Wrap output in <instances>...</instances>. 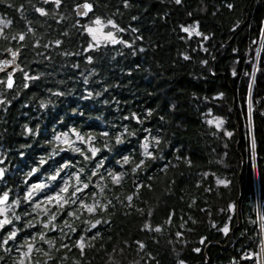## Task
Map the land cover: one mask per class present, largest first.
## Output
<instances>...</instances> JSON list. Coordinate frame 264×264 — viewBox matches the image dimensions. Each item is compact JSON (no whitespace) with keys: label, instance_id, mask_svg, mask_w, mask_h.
Segmentation results:
<instances>
[{"label":"trees","instance_id":"obj_1","mask_svg":"<svg viewBox=\"0 0 264 264\" xmlns=\"http://www.w3.org/2000/svg\"><path fill=\"white\" fill-rule=\"evenodd\" d=\"M85 2L93 10L79 20L75 8ZM127 2V7L124 0H61L59 7L44 0L0 2V20L9 22L0 31V51L20 49L23 69L11 90L0 83V161L5 160L0 164V193H9L8 205L18 200L5 215L20 229L7 252L0 249V264H13L19 258L13 244L22 245L42 230L55 241L51 255L56 264H256L258 222L264 223V0ZM36 7L46 15L36 13ZM96 17L113 20L123 29L115 31L116 38L125 43H100L85 51L91 38L80 25ZM182 27H195L201 36L193 32L189 37ZM25 73L36 79L26 80ZM133 113L140 123L124 119ZM212 118L222 121L219 129L215 122L207 124ZM69 129L84 137L81 143L69 133L86 155L89 143L99 149L92 159L104 161L98 170L104 179L89 185L82 198L88 203L95 198L105 211L94 217L79 212L81 220L61 212L49 231L36 222L35 213L23 214L30 212L23 192L26 184L39 182L58 188L47 177L61 165V183H75L71 178L77 174L87 181L95 163L54 140ZM101 132L109 136L101 137ZM117 134H123L120 144ZM144 136H159L162 150L151 149L156 159L133 174L131 164L121 168L117 160L129 155L138 162ZM32 168L37 172L27 176ZM109 171L122 174L120 185L111 183ZM133 183L141 186L134 188ZM127 195H133L130 207ZM86 217L102 223L84 232ZM29 220L34 226L25 229ZM65 220L76 225L77 233L64 227ZM146 220L163 230L142 231ZM224 227L227 232L220 231ZM78 234L86 237L83 255L73 247ZM62 235L67 249L60 248ZM4 238L0 235V241ZM35 247L49 250L39 241ZM249 254L251 260L243 259ZM30 259L31 264H52L42 252L33 251Z\"/></svg>","mask_w":264,"mask_h":264},{"label":"snow or ice","instance_id":"obj_2","mask_svg":"<svg viewBox=\"0 0 264 264\" xmlns=\"http://www.w3.org/2000/svg\"><path fill=\"white\" fill-rule=\"evenodd\" d=\"M0 2H2V0H0ZM44 3L53 5L55 7H59L61 5V0H44ZM175 3L180 4L181 0H175ZM124 4H125V7L128 6L127 0H124ZM92 7L93 6L88 2L76 5L77 9H82V11L79 12V15L81 16H85L88 12H90L92 10ZM227 7L232 8V5L228 4ZM17 11H20V9H17ZM35 12L41 16L46 15V11L42 7H36ZM133 19H135V17H133ZM59 22L60 21H57V23ZM8 23H9L8 21L0 20V25H3V27H7ZM106 23L108 26H110L112 29H114L117 32L123 30L119 28L118 25L115 24L113 20L111 19H108ZM80 27H82L84 31L87 33V35L91 38V42L88 44L85 51L93 48L94 45L98 46L101 41L105 43H110L113 45L117 44L118 42L125 43L122 40L118 41L116 36L113 34V31H106V32L102 31V28L104 27V22L99 17H96L95 19L91 21V26L90 25H80ZM32 31L33 29L29 27L28 32H32ZM132 31L135 32L136 29H132ZM181 31L187 33L189 37L192 36L193 32H195L196 36L198 37L201 36V33L195 30V27H189V28L182 27ZM262 31H264V29H262ZM137 39H140V37H137ZM202 39L207 40L208 36L204 35ZM18 40L20 42H23L25 40V35L23 33H20L18 36ZM56 44L59 45L60 41H56ZM44 47L47 48L48 45L45 44ZM201 50H204V49L201 48ZM7 51L11 54L13 58L16 57L17 55L16 51H12L11 49H7ZM183 58L185 60L189 59L187 55H184ZM8 63H9L8 61H0V70H2L3 66ZM200 63L204 64L205 61L201 60ZM25 79L26 80L36 79V77H28L27 73H25ZM5 86L9 89L13 87V77L11 73H9L7 76ZM24 86L27 87L28 86L27 83H25ZM97 95H99V93H97ZM43 106L44 105L41 104V107ZM249 111H251V109H249ZM148 114L150 115V113ZM261 114L264 115V113H261ZM129 118L137 121V123H140V120L138 119L135 113H133L131 117H128V116L124 117L125 120H128ZM214 122H215L217 129H219V125L222 122L219 118H212V119L207 120V124L210 126H212ZM249 126H251V116H249ZM25 131L27 132L28 129L26 128ZM145 131H147V129H145ZM69 133L71 134V136H75L76 139L79 140L81 143L84 142V137L81 136L75 129H69L68 133L55 136L54 140L58 143L62 141L64 144L68 145L72 151L79 153L80 156H83L85 161L91 160L93 163H95V168L91 169V175L87 177V181L83 180L81 175L77 174L71 178L75 180V183L70 184L68 179H64L61 183L60 181H58V177L61 175V169L65 167V165H61L60 168L55 173L50 174L47 177L48 181L58 183L59 184L58 188H56L55 186L50 187L49 184L44 183V182H39L35 184H26L25 185L26 190L23 192V203L28 204L30 207V212H24L23 214L27 216L32 213H35L36 222L41 224L43 229H46L49 231L53 230L56 227V225L53 222L56 221L57 215L61 212H66L67 217H73L76 220H81V217L77 215V213L79 212L87 214V217H94L98 211L99 212L105 211V207L102 204H100L95 198L92 199L91 203H88L85 198H82V197L87 196V193L85 192V190L88 189L89 185L93 183V177L99 176L100 179H104L102 172L98 171L102 169L104 161L103 160L95 161L92 159L97 156V152L99 151V149H97L94 146H91V144L89 143V145H87L86 147H87V152L90 153V156L86 155L84 151L74 146L73 141L69 139ZM127 134L129 136L135 135L134 132H128ZM99 135L101 137H108L109 133L101 132ZM122 135L123 134H117L115 136V141L117 144L122 143ZM224 135L229 136L231 135V133L225 131ZM93 139L94 137L91 135L87 137V140L89 142H91ZM161 143H162L161 138L159 136H144L140 141V149H141L140 157L141 158L139 159V161L136 162V161L131 160L129 155H122L121 159L117 160V164H119L121 168H123L125 165L131 164V172L133 174H138L140 171H143L147 167L146 161L156 159V155H154L151 149L156 148V149L162 150ZM164 146H167L166 142ZM55 147L56 146L54 144L53 145L54 150H55ZM252 147L255 148L254 143L252 144ZM105 148L111 151L107 143L105 144ZM184 159L186 163H190L187 157H185ZM44 163L45 161L43 159L39 161L40 165H43ZM81 171L82 170H78V173ZM36 172H37V168H32L27 173V176H32ZM107 175L113 185H120L121 176H122L121 173H113L109 171ZM2 176H3V169H0V177ZM216 183L226 185L227 182L224 180H217ZM140 186L141 185L139 184H134V187L137 189ZM45 189H47V191H44ZM98 190L100 192H103L104 185H100ZM205 190L209 191L210 189H205ZM94 196L95 194H93V197ZM8 199H9V193L7 191L0 193V217H3V218H0V229L5 230L3 232H0V235H3L5 237L2 241H0V249H4L5 252H7L8 250L6 245H8L9 241L17 240L19 238L18 232L20 231V229H18L17 227L11 226L12 220L5 215V213L9 210V208H11L12 205L18 204V200L13 199L11 201V204L8 205L6 203ZM125 199L129 202V207H130L131 201L133 200V195H127ZM72 205H76L75 210H69L71 209ZM53 206H54V210L50 211V209H52ZM228 207H229V210H231L233 205L229 204ZM12 210L14 211V209ZM137 211H140V210L137 209ZM40 215H44L46 218L43 221H41L39 219ZM148 215H151V209H149ZM171 216L172 214L169 213V219L165 221L166 223L170 222ZM87 217L82 219V223L83 225H85L84 232H89L91 229H96L97 225H100L102 223L100 219H90ZM14 219L19 221L21 217L19 214H17L14 216ZM260 219L261 221H264V216H261ZM103 223L107 224L109 222L105 220L103 221ZM6 226H9V227H6ZM33 226L34 225L31 220L25 222L23 225L25 229L32 228ZM64 227L67 228L72 233H77L76 225L68 223L67 220H65L64 222ZM260 227H261V233H264V223H262ZM141 230L148 231V232H152V231L161 232L163 229H162V226H159V225L153 228V226L146 220L143 223ZM227 230H228L227 227L220 229V231L222 232H227ZM95 235L99 236V231H97ZM180 235L181 233L179 232L176 233V236L178 238L180 237ZM65 238L66 237L64 235L61 236L60 248H65V249L68 248V244L64 243ZM85 240H86V237L83 234H78V236L74 239L73 247L80 250L81 255H83V249L85 247ZM37 241H39L42 244H46L49 250L44 251L43 249L39 247L34 248V245H36ZM54 243L55 241L49 239L46 236L45 231L43 230L40 231L39 233H33L31 237H26L22 245L17 246L15 243L13 244V247L16 248V250L19 252V258L14 260L13 264H31L30 255L33 251L42 252V254L45 257H47L48 260L52 261V264H56V261L53 259L51 255V249L53 248ZM261 245L264 246V236L261 237ZM139 246L142 249L144 247V244L140 243ZM89 247H91V245H89ZM193 250L197 252L199 251V249H193ZM256 255L264 257V247H262L261 252ZM2 259L3 257H0V260ZM243 259L251 260L252 254H249L248 256L243 257ZM45 264H47V261L45 262ZM177 264H184V262L177 261ZM257 264H260L259 260L257 261Z\"/></svg>","mask_w":264,"mask_h":264},{"label":"water","instance_id":"obj_3","mask_svg":"<svg viewBox=\"0 0 264 264\" xmlns=\"http://www.w3.org/2000/svg\"><path fill=\"white\" fill-rule=\"evenodd\" d=\"M92 10H93V9H92ZM92 10H91L90 12H88L85 16H81V15H79V12L82 11V9H77V8H75V12H76V17H77V19H79V20H80V19H86V17L90 15V13L92 12ZM117 40L119 41V39H117ZM7 49H11L12 51H16V52H17L16 57L13 58V57L11 56V54L7 51ZM20 52H21L20 49H14V48H12V47L10 46V47L6 48V49L2 52V54L0 55V61H8V62H9L8 64H6V65L3 66L2 70H0V77H1L2 75L6 76L5 81H4V84H5L6 80H7V76H8V74L11 73V75H12V77H13V86H14L15 76H16L18 73L22 72L23 69H22V66H21L20 63H19ZM5 87H6V86H5ZM12 88H13V87H12ZM12 88H11V89H12ZM6 89L11 90V89H9V88H7V87H6ZM3 161H5V160H3ZM3 161H2V162L0 161V164L3 163ZM0 169H1V168H0ZM3 174H4V171H3ZM3 177H4V175H3L2 177H0V180H2ZM98 178H99V176H97V177H93V183L90 184L91 187H95V186H96V183H97ZM134 184H136V183H133V187H134ZM134 188H135V187H134ZM9 197H10V196H9ZM8 202H9V199H8V201H7L6 203H8ZM258 223H260V220H259Z\"/></svg>","mask_w":264,"mask_h":264},{"label":"rangeland","instance_id":"obj_4","mask_svg":"<svg viewBox=\"0 0 264 264\" xmlns=\"http://www.w3.org/2000/svg\"><path fill=\"white\" fill-rule=\"evenodd\" d=\"M93 19H95V18H93ZM93 19H90L88 22H86L84 25H90L91 26V21L93 20ZM4 21V20H3ZM103 21V20H102ZM104 22V27L102 28V31H113V34L115 35V30L114 29H112L110 26H108L107 25V23L105 22V21H103ZM2 27H3V25H0V31H1V29H2ZM101 44H105V42H103V41H101L100 42ZM99 43V44H100ZM259 224V229H260V223H258ZM261 230V229H260ZM260 234H259V244H258V246H257V250H258V252L260 253L261 252V248L262 247H264V246H262L261 245V237L262 236H264V234L263 233H261V231L259 232ZM258 254V253H257ZM259 260V256L258 255H256V264H257V261ZM260 261H261V264H264V257H261L260 256Z\"/></svg>","mask_w":264,"mask_h":264},{"label":"flooded vegetation","instance_id":"obj_5","mask_svg":"<svg viewBox=\"0 0 264 264\" xmlns=\"http://www.w3.org/2000/svg\"><path fill=\"white\" fill-rule=\"evenodd\" d=\"M2 50L0 51V55L2 54ZM5 78H6V76H4V75H2L1 77H0V83L2 82V83H4V81H5Z\"/></svg>","mask_w":264,"mask_h":264},{"label":"built area","instance_id":"obj_6","mask_svg":"<svg viewBox=\"0 0 264 264\" xmlns=\"http://www.w3.org/2000/svg\"><path fill=\"white\" fill-rule=\"evenodd\" d=\"M257 253H259L258 250H257ZM259 261H260V256H259ZM260 264H261V261H260Z\"/></svg>","mask_w":264,"mask_h":264}]
</instances>
